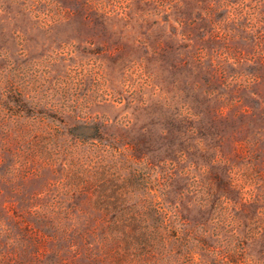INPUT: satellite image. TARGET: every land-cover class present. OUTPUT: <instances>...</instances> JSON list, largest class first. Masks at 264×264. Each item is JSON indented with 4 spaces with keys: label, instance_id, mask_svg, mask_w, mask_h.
<instances>
[{
    "label": "rangeland",
    "instance_id": "rangeland-1",
    "mask_svg": "<svg viewBox=\"0 0 264 264\" xmlns=\"http://www.w3.org/2000/svg\"><path fill=\"white\" fill-rule=\"evenodd\" d=\"M0 264H264V0H0Z\"/></svg>",
    "mask_w": 264,
    "mask_h": 264
}]
</instances>
